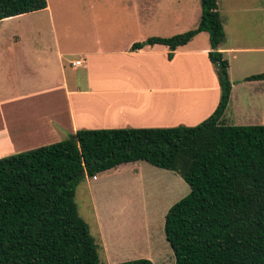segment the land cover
<instances>
[{"label":"crops","instance_id":"crops-1","mask_svg":"<svg viewBox=\"0 0 264 264\" xmlns=\"http://www.w3.org/2000/svg\"><path fill=\"white\" fill-rule=\"evenodd\" d=\"M216 5L224 32L216 50L227 59L228 74L236 52L242 70L257 65L255 74L264 72V0ZM199 16V0H46L43 9L0 20V157L78 129L202 121L220 95L209 42L192 43L203 32L175 48L171 59L162 44L130 50L147 37L194 28ZM249 75L238 78L244 98L252 94L246 110L252 105L254 120L264 124V79L246 80ZM230 82L224 123L229 105L238 119L243 104L232 101L240 84Z\"/></svg>","mask_w":264,"mask_h":264},{"label":"trees","instance_id":"trees-1","mask_svg":"<svg viewBox=\"0 0 264 264\" xmlns=\"http://www.w3.org/2000/svg\"><path fill=\"white\" fill-rule=\"evenodd\" d=\"M194 28L147 37L130 50L172 51L206 32L219 99L192 126L78 129L57 142L0 157V264H101L98 245L74 201L76 185L122 163L176 172L189 192L165 212L173 264H264V124L221 118L231 90L216 0H199ZM46 0H0V20L45 8ZM264 79V72L246 80ZM112 264H153L137 258Z\"/></svg>","mask_w":264,"mask_h":264},{"label":"rangeland","instance_id":"rangeland-1","mask_svg":"<svg viewBox=\"0 0 264 264\" xmlns=\"http://www.w3.org/2000/svg\"><path fill=\"white\" fill-rule=\"evenodd\" d=\"M15 22L6 23L12 25ZM203 42L208 43L206 32L194 38L192 43L201 45ZM244 70L241 69V53L236 52L228 77L240 84L234 88L232 101L240 100L243 104L236 119L231 102L225 112L226 124H261L253 118L252 105L246 110L252 94L244 98L238 81L244 72L255 74L257 65ZM188 192V185L176 172L136 161L98 173L94 179L86 176L75 187L74 201L78 214L98 245L101 264L137 258H147L153 264H173L174 256L163 232L164 215Z\"/></svg>","mask_w":264,"mask_h":264},{"label":"bare ground","instance_id":"bare-ground-1","mask_svg":"<svg viewBox=\"0 0 264 264\" xmlns=\"http://www.w3.org/2000/svg\"><path fill=\"white\" fill-rule=\"evenodd\" d=\"M181 96H183V95H181ZM169 97V96H168ZM188 97V96H187ZM191 97V96H190ZM179 98H180V96H179ZM192 98H193V96H192ZM169 99H170V97H169ZM175 99H177V97L175 98ZM180 99H182V98H180ZM196 101L194 98L192 99V101ZM175 101V100H174ZM172 102H173V100H172ZM184 102V101H183ZM180 103V102H179ZM170 104H172V103H170ZM182 105H183V103H181ZM190 104V103H189ZM195 104V106H196V103H194ZM185 105V104H184ZM194 105H193V107L191 106V108H194L195 107ZM174 108H175V110L176 111H178V112H180L181 113V111L179 110V106L178 105H175L174 106ZM184 108V107H183ZM185 109V108H184ZM187 110V109H186ZM175 114H176V112H175ZM172 116V115H171ZM174 117H176V115L175 116H173V118Z\"/></svg>","mask_w":264,"mask_h":264},{"label":"built area","instance_id":"built-area-1","mask_svg":"<svg viewBox=\"0 0 264 264\" xmlns=\"http://www.w3.org/2000/svg\"><path fill=\"white\" fill-rule=\"evenodd\" d=\"M76 63H78V62H76Z\"/></svg>","mask_w":264,"mask_h":264}]
</instances>
